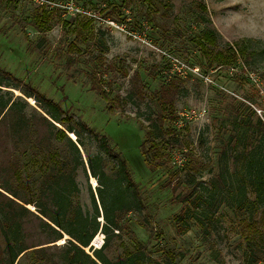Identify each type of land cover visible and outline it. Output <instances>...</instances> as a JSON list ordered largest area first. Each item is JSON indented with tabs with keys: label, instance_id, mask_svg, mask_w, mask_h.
<instances>
[{
	"label": "rangeland",
	"instance_id": "rangeland-1",
	"mask_svg": "<svg viewBox=\"0 0 264 264\" xmlns=\"http://www.w3.org/2000/svg\"><path fill=\"white\" fill-rule=\"evenodd\" d=\"M49 1L89 15L39 7L33 0H0V77L20 89L5 90L35 109L40 110L27 93L58 103L83 135L87 173L78 171L80 192L72 200L93 214L94 195L101 227L86 251L92 254L109 240L105 253L111 261L134 255L142 264H264V245L252 243L251 232L242 227L248 214L236 204L219 206L216 196L214 227L207 231L181 217L190 199L210 188L225 166L234 173L227 177L228 195L233 193V202L240 198L243 158L236 157L245 146L258 145L259 119L264 123V0ZM43 10L51 13L49 22L36 18ZM204 29L217 34L220 49L246 46L247 54L229 66H209L195 40ZM185 67L199 68L200 76ZM164 86L174 88L176 117L165 126L173 125L177 135H168L171 144L164 150L172 162L152 171L142 144L160 114ZM100 87L112 107L98 95ZM246 119L249 131H235L233 124ZM104 137L114 156L101 151ZM97 155L105 159L112 186L119 155L138 190V209L124 213L121 230L109 236L103 232L101 185L89 164ZM194 163L197 170L191 169ZM32 181L38 182L39 174ZM246 192L256 199L250 186ZM260 231L264 234V227ZM21 264L29 262L23 258Z\"/></svg>",
	"mask_w": 264,
	"mask_h": 264
},
{
	"label": "trees",
	"instance_id": "trees-1",
	"mask_svg": "<svg viewBox=\"0 0 264 264\" xmlns=\"http://www.w3.org/2000/svg\"><path fill=\"white\" fill-rule=\"evenodd\" d=\"M35 16L40 23L51 20V13L44 10ZM201 20L207 22L204 18ZM92 23L90 20L84 29ZM195 40L209 66L232 65L248 52L246 46L235 44L220 49L217 34L209 29L202 30ZM5 88L20 90L0 77V264H21L23 258L29 264H142L134 255L111 261L105 253L109 240L92 254L86 251L101 227L94 195L93 214L83 211L79 205L74 206L72 200L80 192L78 171L82 169L87 173L81 153V147L85 146L83 135L71 124L72 118L58 103L42 95L27 93V98H34L37 102L38 110ZM97 93L107 103L111 102L103 87L98 88ZM173 94L174 88L165 87L160 92V114L148 125L146 140L142 144L145 165L152 171L172 162L171 155L164 150L171 144L168 135H177L173 125L165 126L166 122L176 121ZM258 123L261 133L258 145L252 149L245 146L243 153L238 155L240 157H236L238 161L243 158L239 169L242 177L240 198L233 202V193L228 195L227 177L234 176V173L225 166L219 178L211 181L210 188H204L202 195L190 199V206L181 217L207 228L205 231L212 229L217 196L219 206L236 204L240 211L247 212L242 227L251 232L252 243L260 240L264 245V234L260 231L264 227V123L261 119ZM233 127L238 133L249 131L248 120L235 123ZM69 134L75 135L76 141ZM106 139L104 137L101 151L112 156L113 149ZM116 157L119 165L115 186L108 181L102 155L89 161L91 173L101 185L99 195L107 222L103 232L108 236L115 230L120 231L121 216L137 210L139 205L138 190L126 163L119 155ZM196 164L191 169L197 170ZM34 174H39V181L35 183L32 181ZM247 186L252 188L255 200L247 198ZM60 241L64 243L58 244Z\"/></svg>",
	"mask_w": 264,
	"mask_h": 264
},
{
	"label": "built area",
	"instance_id": "built-area-1",
	"mask_svg": "<svg viewBox=\"0 0 264 264\" xmlns=\"http://www.w3.org/2000/svg\"><path fill=\"white\" fill-rule=\"evenodd\" d=\"M33 2L36 5H38L39 7H52V8H54L55 6L62 7V8L65 7L64 9L70 11L71 13L88 14V13H85L84 11H81L80 9L75 7L74 5L71 6V4H68V6L57 5V4H55L49 0H33ZM111 24L114 25V23H111ZM185 68H186V70H189L190 72L196 74L197 76H200V69L199 68H197V67H195V68L185 67Z\"/></svg>",
	"mask_w": 264,
	"mask_h": 264
},
{
	"label": "water",
	"instance_id": "water-1",
	"mask_svg": "<svg viewBox=\"0 0 264 264\" xmlns=\"http://www.w3.org/2000/svg\"><path fill=\"white\" fill-rule=\"evenodd\" d=\"M57 126H59V127H60V125H57Z\"/></svg>",
	"mask_w": 264,
	"mask_h": 264
}]
</instances>
